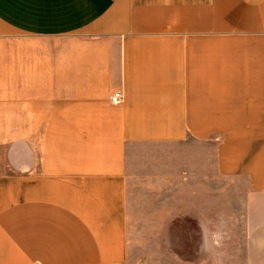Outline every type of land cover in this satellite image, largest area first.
Instances as JSON below:
<instances>
[{
  "label": "crops",
  "instance_id": "1",
  "mask_svg": "<svg viewBox=\"0 0 264 264\" xmlns=\"http://www.w3.org/2000/svg\"><path fill=\"white\" fill-rule=\"evenodd\" d=\"M140 185L148 264H264V0H0V264H134Z\"/></svg>",
  "mask_w": 264,
  "mask_h": 264
},
{
  "label": "rangeland",
  "instance_id": "2",
  "mask_svg": "<svg viewBox=\"0 0 264 264\" xmlns=\"http://www.w3.org/2000/svg\"><path fill=\"white\" fill-rule=\"evenodd\" d=\"M142 193H143V189H142V185H140L139 190H136L135 193H133L131 195L130 198V214H131V219L133 222V231H129L128 236H129V241L131 243L134 244V253H135V261L132 262V260H129L130 263H134V264H148L147 262H145L143 260L142 257H144L149 250L151 251H155L156 252V260L158 261V257L161 256H165L168 255L169 253L165 250L162 249L161 251L159 250V248H157V237L156 239H151L145 240L144 235L147 234L148 236V232L145 233L143 231V226H142ZM133 215V216H132ZM151 235H153V233H150ZM157 235V233H156ZM153 238V237H152ZM167 252V253H166ZM150 264V263H149Z\"/></svg>",
  "mask_w": 264,
  "mask_h": 264
},
{
  "label": "built area",
  "instance_id": "3",
  "mask_svg": "<svg viewBox=\"0 0 264 264\" xmlns=\"http://www.w3.org/2000/svg\"><path fill=\"white\" fill-rule=\"evenodd\" d=\"M123 98V93L121 90L119 89H115L113 90L109 95H108V99L113 102V103H117L119 101H121Z\"/></svg>",
  "mask_w": 264,
  "mask_h": 264
}]
</instances>
